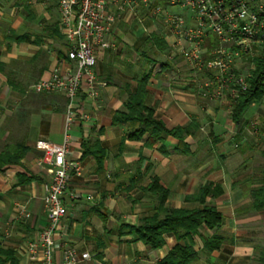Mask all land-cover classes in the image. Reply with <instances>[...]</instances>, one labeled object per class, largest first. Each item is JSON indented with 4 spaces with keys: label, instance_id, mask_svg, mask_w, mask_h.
<instances>
[{
    "label": "crops",
    "instance_id": "1",
    "mask_svg": "<svg viewBox=\"0 0 264 264\" xmlns=\"http://www.w3.org/2000/svg\"><path fill=\"white\" fill-rule=\"evenodd\" d=\"M148 9L119 12L107 35L111 47L97 52L96 73L106 83L100 96L79 97V109L92 120L78 117L70 131L71 153L81 173L70 172L63 201L67 214L56 233L55 264H65V253L75 252L79 264H159L179 241L166 235L163 247L152 250L135 231L157 212L159 196L149 191L154 179L168 191L166 208L200 210L196 199L203 187L220 184L224 194L206 204L223 214L216 230L203 228L196 238L197 259L191 264H262L264 213L249 209L246 192L264 156V100L255 101L235 123L234 100H210L201 94L200 81L208 74L191 70L180 54L182 44ZM57 0H0V146L24 138L33 149L20 166L0 173V264H41L40 233L47 227L44 185L47 172L39 166V141L62 144L66 99L48 95L41 104L24 105L33 112L28 128L13 109L19 98L37 95L30 87L48 79L55 68L67 71V38L60 29ZM165 44L161 50L155 40ZM153 61L169 66L146 85L145 105L169 130L192 126L186 137L188 152L178 150L179 140L162 136L155 141L149 132L131 138L140 125L113 124L116 114L126 111L131 94L152 70ZM14 124V125H13ZM11 134H14L11 137ZM98 142L106 152L101 165L84 144ZM162 217L165 213L161 214ZM214 235L226 238L220 249L210 251L205 242ZM88 255L89 259L84 260Z\"/></svg>",
    "mask_w": 264,
    "mask_h": 264
},
{
    "label": "built area",
    "instance_id": "2",
    "mask_svg": "<svg viewBox=\"0 0 264 264\" xmlns=\"http://www.w3.org/2000/svg\"><path fill=\"white\" fill-rule=\"evenodd\" d=\"M43 4L51 0H40ZM60 29L67 38V71L55 68L48 79L34 83L29 92L37 95L62 94L66 99V123L62 144L39 141L43 156L39 166L49 175L44 185L47 227L40 233L41 264H55L56 233L67 208L63 198L70 181V172L79 175L77 163L67 159L71 153L70 131L79 117L84 123L91 116L79 109V97L96 100L106 86L97 73V52L111 47L107 35L117 21L111 6L119 12L148 9L183 43L180 54L197 74H208L200 81L201 94L210 100H232L250 88L248 78L255 66L253 60L264 55V0H57ZM176 9V11H174ZM214 35L219 46L204 48L206 39ZM205 55H208L205 58ZM65 264H79L73 250L65 253ZM86 255L83 259L88 260Z\"/></svg>",
    "mask_w": 264,
    "mask_h": 264
},
{
    "label": "trees",
    "instance_id": "3",
    "mask_svg": "<svg viewBox=\"0 0 264 264\" xmlns=\"http://www.w3.org/2000/svg\"><path fill=\"white\" fill-rule=\"evenodd\" d=\"M158 47L163 50L166 47L164 40L155 35ZM218 39L214 35H210L206 39L204 48L212 51L218 47ZM208 55H205L207 58ZM152 70L143 78L139 84L136 93L131 94L126 106L125 112H120L113 118V124L136 122L140 128L131 136L134 139H140L146 132H149L155 141L162 136H170L179 140L178 150L182 153L188 152L189 146L186 144V137L193 133V127L176 128L169 130L165 125L155 118V111L145 105L146 85L151 76H157L168 68V64L163 61H153ZM254 70L248 78L250 88L238 99L234 100L232 119L235 123L241 121L244 114L250 108L253 102L264 100V55L256 57L253 60ZM39 98L48 97V95H37ZM33 112L21 109V113H17L12 123L16 124L18 119L21 121L22 129H27L29 120ZM13 124V125H14ZM14 134H11V137ZM86 154L94 155L102 165L106 157V152L101 148L98 142L92 144L87 142L84 144ZM33 151L27 145L24 136L22 138H13L11 142L0 146V173L12 166H20L24 158ZM43 153L40 155V158ZM264 159V156H263ZM246 192L251 200L249 209L257 213H264V163L255 169L252 179L247 182ZM149 191L159 196L156 214L144 220L139 227L135 229L139 239L150 249L156 250L163 247L166 243L165 236L173 235L179 241V244L170 251L168 256L159 264H191L197 259L195 251V241L203 228L216 230L224 223V216L216 207L206 204L208 198H217L224 194L223 187L220 184H209L203 187L199 197L196 199L203 205L200 210L191 209H173L166 208L168 199V191L160 186L159 180L154 179ZM165 213L162 217L161 214ZM226 238L214 235L205 242V246L210 251L220 249L225 244ZM264 264V258H262Z\"/></svg>",
    "mask_w": 264,
    "mask_h": 264
},
{
    "label": "rangeland",
    "instance_id": "4",
    "mask_svg": "<svg viewBox=\"0 0 264 264\" xmlns=\"http://www.w3.org/2000/svg\"><path fill=\"white\" fill-rule=\"evenodd\" d=\"M174 11H176V9H174ZM49 98H47L46 96L43 97V98H39V96L37 95H29V96H26V99H22V98H19L18 101L13 105V109H16L15 111L19 114L21 113V109L23 108V106L26 104V105H29L28 103L30 104H41V103H46L48 101ZM19 120V119H18ZM262 161L264 162V159H262Z\"/></svg>",
    "mask_w": 264,
    "mask_h": 264
}]
</instances>
